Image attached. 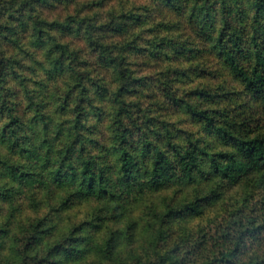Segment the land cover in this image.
Returning <instances> with one entry per match:
<instances>
[{
	"label": "trees",
	"instance_id": "16d2710c",
	"mask_svg": "<svg viewBox=\"0 0 264 264\" xmlns=\"http://www.w3.org/2000/svg\"><path fill=\"white\" fill-rule=\"evenodd\" d=\"M16 3L19 7H15ZM166 4L162 11L173 19L186 17L187 27L173 23L162 30L169 36H175L174 39L161 36L158 41H154L142 34L124 47L123 59L115 60L111 56L112 51H115L114 46L101 49L100 44L95 47L88 44L86 37L78 38L84 30L63 19L54 0H0V120L8 117V123L0 129V140L11 139L8 152L12 154L7 164L0 163V211L20 207L18 219L28 223L36 215L46 217L49 211L47 207L35 209L30 205L34 200H45L47 191L56 192V202L65 200V190L71 186L87 185L84 190L90 189L93 193L78 206L64 208L62 215L66 219L48 223L40 221L30 229L39 241L32 245V250L46 249L40 258L45 264H52L57 259L62 260L63 264H95L93 255L77 258L78 254L85 251L87 235L93 229L96 241L102 243L106 232L110 235L111 229L124 231L131 223H135L137 242L148 239L153 229L140 211L130 221L127 217L112 221L103 214L88 219L86 213L97 208L98 203L113 198L112 189L108 187L110 183L116 182L131 194L150 169L152 183H163L180 170L191 174V168L186 166L193 164L198 166L197 170L207 171L212 165L204 168L199 164L204 159L214 160L218 172L242 165L247 174L229 191L221 193L220 199L211 201L204 209L203 217H192V225L198 226L203 220L217 215H227L230 208L225 205L226 200L240 201L242 207L233 215L248 217L245 232L249 247L264 245V215H256L259 211L256 204L248 207V203L255 198L260 209H264V193L256 192L253 196L246 192L252 177L264 172V0H244V3L241 0H166ZM131 25L132 21L110 23L107 26L109 31L100 36L118 39L127 33ZM74 49L82 52L78 65L81 69L92 67L98 57L106 56V67H100L101 74L119 70L124 89L119 95L125 103L116 113L118 151L110 147L114 141L107 111L101 117L103 125L97 121L96 131L84 132L83 125L79 128L74 125L76 138L71 144H66L61 152L59 146L64 141L63 135L57 131L56 137H51L53 125L49 120L57 115L53 111L54 105L25 106L19 112L13 106L14 101L22 102L32 88H40L41 81L47 88H62L64 77L49 80V74L64 66L66 61L63 57ZM49 50L61 54L50 68L47 67ZM32 57L43 59L39 71L28 67ZM160 58L173 64L191 63L195 67L171 72L167 77V85H164L159 69L152 67L160 63ZM154 72L156 74H152ZM217 77H223L229 86L214 92L194 87L195 83L200 82L212 85ZM189 87L193 88L192 92L187 91ZM165 88L168 90L166 95L172 96L175 102L182 106L192 105L190 111L195 120L184 125V128L194 131L198 121L206 126L207 131L220 133L221 144L214 157L208 152L200 156L202 146L199 144L181 150L183 137L172 139L173 133L167 127L164 114L148 106L150 100L162 101L160 93ZM78 91L83 94L82 89ZM141 96L144 104L135 106L133 110L129 101ZM65 99L70 98L65 96ZM201 104L227 105L229 108L224 111H201L196 107ZM61 107L67 113V107L63 104ZM77 107L81 108L82 105ZM33 111L36 114L26 123ZM76 119L80 121L79 114ZM41 125L43 138L35 131ZM82 132L83 136L80 135ZM99 136H103V140L93 147L92 140ZM157 138L166 144L163 153L158 149L164 145L158 143ZM77 147L82 149L78 154L79 160L76 159ZM149 148L152 150L148 151ZM234 151H242L244 156L239 161L222 159ZM98 152L108 155L115 166L104 171L106 162L92 159ZM186 155L187 159L184 158ZM85 156L88 157L86 160ZM81 160L84 161L82 167ZM117 160L119 163H115ZM173 162L175 167L171 166ZM164 169L168 172H164ZM235 175L229 173L225 183L231 184ZM218 180L219 177H213L207 190L211 191ZM167 194L165 189L148 193L156 198ZM85 223L87 226H84ZM177 223H180L179 218H169L168 223H162L161 227L170 228ZM201 239L207 244L215 239V234L210 230ZM231 258L232 254L221 248L209 264H221ZM40 259H37L36 264H40ZM235 259L237 264H243L239 254Z\"/></svg>",
	"mask_w": 264,
	"mask_h": 264
},
{
	"label": "clouds",
	"instance_id": "9594fccd",
	"mask_svg": "<svg viewBox=\"0 0 264 264\" xmlns=\"http://www.w3.org/2000/svg\"><path fill=\"white\" fill-rule=\"evenodd\" d=\"M11 2V0H9ZM56 7L59 9L63 19L67 20L70 25L78 26L83 29V33L78 38H87L88 44L93 47L100 44L101 49H110L112 51V59H123V49L136 37L142 34L154 41H158L161 36H169L168 33L162 32L165 27H171L173 23L176 25L183 24L187 27V18L173 19L168 13L162 10L167 6L166 0H54ZM244 3V0H241ZM15 7H19L16 3ZM138 17V19H136ZM132 21V25L125 35L118 39L105 36L101 38V33H107L111 24H119L121 22ZM74 30V29H73ZM114 31L118 29H112ZM152 33L153 35H149ZM177 33L176 35H181ZM174 39L175 36H169ZM35 47V45H34ZM154 47V45H153ZM59 52L49 50L48 65L51 67L52 62L60 58ZM82 55L80 49H74L71 53L63 57L66 61L64 66L60 67L55 73L49 74V80L55 77H64V86L60 89L47 88L41 81L40 88H32L29 95L22 102H13V106L17 111H22L25 106H34L48 104L55 106L53 111L57 113L50 118L49 123L53 125L51 137L55 138L59 131L64 141L59 146V151L63 152L66 144H71L75 139L73 126L79 128L83 125L84 132L89 130L96 131L98 128L97 121H100L102 126L104 121L101 117L107 111L108 124L113 133L112 140L114 141L110 147L114 151H118L116 145L119 143V137L115 135L117 125L116 113L120 110L124 100L121 99L119 93L124 91L121 86L123 83L122 77L118 69H113L111 72L101 74L100 67L105 66L104 61L107 57H98L97 62H94L90 68L81 69L78 67ZM95 55V53H93ZM43 59L40 57H32L28 62L30 69L39 71L43 65ZM147 63V61H145ZM152 67L159 69V75L163 78L162 84L167 85V77L171 72L180 69L187 71L195 66L191 63L173 64L171 61L165 62L160 58L159 64H153ZM152 74H156L155 72ZM94 77V78H90ZM229 82H225L223 77H217L213 84L207 82L195 83L194 87L201 91L210 90L217 91L221 88H227ZM78 89H82L81 94ZM167 88L160 93V99L150 100L149 107L157 112L164 114L167 127L172 130V139L183 137L181 150L191 148L195 144L202 146L199 152L200 156H204L205 152L211 153L214 157L217 148L220 146V133L207 131L205 125L195 124V130L189 131L183 126L190 124L195 120L190 108L192 105L182 106L174 101L173 97L166 95ZM188 92H192L193 88H187ZM65 96L70 99L66 100ZM47 97V99H46ZM2 102V101H0ZM63 104L67 107V113L64 112ZM143 96L129 101V106L143 105ZM78 105H82L78 108ZM107 105V109H105ZM201 111H224L229 108L227 105L216 104H201L197 105ZM99 113V115H97ZM35 111L30 113L27 120L30 121ZM80 115V121H77L76 116ZM135 119V116H133ZM151 123V121H149ZM8 123V117L0 120V129H3ZM41 125L35 131L41 132ZM153 134L155 129L152 130ZM84 132L80 135L83 136ZM103 140V136H99L92 140V146ZM87 141V138H86ZM157 142L163 144L158 150L165 152L166 144L157 138ZM231 143V142H230ZM11 145V139L0 140V163L7 164L12 159V154L8 152ZM87 146V142L85 144ZM152 149L149 148L148 151ZM77 156L80 159L79 152L81 148L75 149ZM244 156L242 151L230 152L222 159H230L239 161ZM88 157L85 156L84 160ZM164 157L162 156L161 159ZM185 159L188 158L186 155ZM95 160L105 161L104 171L114 167V163L109 160L108 155L103 152H98ZM171 160V158H169ZM83 160L80 161V166L83 165ZM115 163H119L117 160ZM204 168L212 167L205 170H197V165L186 166L191 168V174L183 170L177 171L169 176V179L163 183H152V176L149 174L142 177L136 191L129 193L127 190L119 187L116 182L110 183L109 188L112 189V199L104 200L98 203V207L86 213L88 219H94L99 215H105V218L115 221L122 217H127L130 221L134 214L140 211L143 217L147 218L149 226L153 232L148 239L142 240L139 243L135 234V223H131L124 231L111 229L110 235L106 232L104 242H97L95 229L87 235V245L84 252L78 254L80 256L93 255L95 256V264H209L216 256L218 249H224L232 254V258L222 261L221 264H237L235 257L239 254L243 258V264H264V245L256 248L249 247V241L246 239L248 228V217H240L233 215L242 207L240 201L228 199L225 205L230 208L227 215H217L214 218L203 220L198 226L192 225V217H203L204 209L213 200L220 199V194L227 192L234 184L239 183L247 174L241 165L236 168H228L226 171L218 172L215 167V161L212 159H204L199 162ZM175 167V163H171ZM168 172L167 169L163 170ZM229 173H236L231 184L225 183L228 180ZM213 177H219V180L209 189V181ZM159 179V176L156 177ZM87 185L80 184L79 186H71L65 190V200L56 202V192L47 191L45 200H34L31 207L38 209L45 206L49 209L46 217L36 215L28 223H23L18 219V214L21 211L20 207H11V210L5 209L0 211V264H36L37 259H40L45 248L32 250V245L39 243L31 233L30 229L38 222L43 221H62L66 219L62 215L63 209L68 207L78 206L86 197L93 196L92 191L84 190ZM165 189L167 195L156 198L148 195L151 190ZM246 192L255 196L256 192L264 193V172L253 176L251 183L246 187ZM204 194L203 196L201 194ZM100 198H98L99 200ZM256 204L257 216L264 215V209H260L256 199H252L248 203L251 208ZM169 218H179L180 223L174 227L162 228L161 224H167ZM70 219V218H69ZM260 221H258L259 223ZM84 226H87L85 223ZM211 230L215 234V239L210 240L207 244L201 239L206 233ZM52 231V229H50ZM54 251H58L55 250ZM49 256L51 254L49 253ZM40 264H45L43 259H40ZM52 264H63L62 260H53Z\"/></svg>",
	"mask_w": 264,
	"mask_h": 264
}]
</instances>
